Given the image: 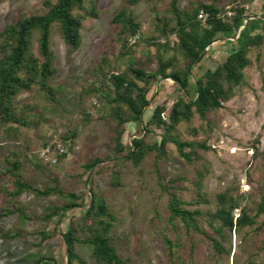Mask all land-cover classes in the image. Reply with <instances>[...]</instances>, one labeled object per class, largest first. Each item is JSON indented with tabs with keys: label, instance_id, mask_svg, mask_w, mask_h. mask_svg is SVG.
<instances>
[{
	"label": "rangeland",
	"instance_id": "1",
	"mask_svg": "<svg viewBox=\"0 0 264 264\" xmlns=\"http://www.w3.org/2000/svg\"><path fill=\"white\" fill-rule=\"evenodd\" d=\"M43 1L0 0V29L14 21L20 13L43 11ZM150 1L139 0L132 8L140 29L129 39L127 48L120 46L117 27L110 22L122 5L120 0L98 1V15L82 21L81 42L76 48L67 46L56 25H52L50 48L58 69L53 83L61 85L63 93L56 104L48 106L45 123L37 128H21L20 137L16 140L7 141L0 136V171L5 167L4 156L22 147L20 171L25 181L41 188L51 184V177H56L62 189L81 196V205L45 222L34 216L43 214L48 206L59 204L60 199L56 195L35 196L23 192L16 198V204L32 217L18 223L16 213L1 214L0 199V264H33L38 258H42L39 264L49 261L51 264H65L62 233L71 220L76 221L75 217L88 203L89 187L105 198L109 210L115 215L110 234L118 254L123 258L128 257L129 264H169L161 233L180 240L185 248L186 264L212 262L208 243L201 235L192 233L195 246L193 257L189 258V237L181 224L176 222L171 225L168 222L167 196L161 192L155 173V152H148L137 165L124 159L126 149L122 154H116L110 133L113 122L106 116L105 101L98 97L97 92L89 90L102 80L98 67L103 64V58L110 62L109 66L102 65L103 70L113 72L123 71L129 62L154 60V48L149 41L157 36V32ZM190 1L178 0V5L187 8ZM197 1L209 3L212 0ZM216 3L224 13L236 6L244 9L246 16H264V0L248 3L218 0ZM163 9L160 6L156 15L161 16ZM262 34L264 37V32ZM235 39L219 34L192 68L190 82L206 69H213L223 62L227 52L235 47ZM168 40L172 45L176 41L175 35H169ZM158 41L165 40L160 38ZM171 53H164V56ZM247 57L249 64L243 69V83L233 87V94L228 101L209 112L205 120L193 114L189 121L181 122L172 131V135L180 141L205 143L209 148L199 151L201 159L186 163L178 155L174 144L168 143L165 147L166 156L158 161L159 174L163 180L179 175L192 179L194 172L203 163L206 164L208 173L203 185L209 203L200 208L212 210L215 195L229 188L233 194L243 195L240 207H246L248 214L255 216L252 227L244 225L227 231L225 247L229 248V253L214 260L215 264L263 263L264 249L261 246L264 227L259 230L254 227L264 221V213L256 216V204L264 192V96L261 83V77L264 76V38L259 45L249 49ZM177 58L180 64L179 55ZM155 68V62L145 66L149 72ZM141 85L148 89L149 99V105L142 115L143 124L150 119L155 106L164 104L169 108L181 94L169 78H159L151 80L148 85ZM105 93H110V89L106 88ZM29 99L28 93H21L15 102L20 104ZM162 117L165 119V114ZM149 129L151 132L146 135L145 141H159L163 133L162 126L151 124ZM137 131L136 123H126L122 144L128 146ZM71 133H74L71 139H63ZM253 153L256 155L253 156ZM96 157L102 161L87 169L85 165ZM113 163H116L115 169L119 171L118 186L110 183ZM0 188H10L8 175L0 174ZM182 195L190 200L188 193L183 192ZM238 213L239 209L233 210L234 217ZM203 228L208 229L204 224ZM40 231L49 237L41 241ZM75 250L85 264L94 263L91 246L76 243Z\"/></svg>",
	"mask_w": 264,
	"mask_h": 264
},
{
	"label": "trees",
	"instance_id": "2",
	"mask_svg": "<svg viewBox=\"0 0 264 264\" xmlns=\"http://www.w3.org/2000/svg\"><path fill=\"white\" fill-rule=\"evenodd\" d=\"M99 0H44L43 11L33 14L20 13L14 21L0 29V136L4 140H16L20 137L21 128H37L46 121L48 106L56 104L63 93V87L53 83L58 74L54 54L50 48V34L53 24L56 25L63 42L76 48L81 42L80 29L82 21L98 15ZM122 5L112 16L110 22L117 27V40L122 48L128 47V41L140 29V24L134 19L133 6L139 0H120ZM218 0L201 3L191 0L187 8H180L178 0H151L150 5L155 13V30L157 36L150 39L149 44L154 48V60L129 62L120 72L104 71L102 65L109 66L110 62L102 59L99 67L102 80L97 86L90 88L97 92L98 97L105 101L107 118L113 122L110 128L111 141L116 154H122L124 159L137 165L148 152H155V173L162 193L167 196V220L171 225L181 224L189 237V258L193 257L195 243L192 233L198 234L208 243L212 262L229 253L225 247L228 239L227 231L241 228L244 225L252 227L255 216H250L246 207H240L243 195L233 194L231 189H225L215 195V205L211 209H201L200 206L209 203L204 191L203 182L208 173L206 164L194 172L192 179L183 175L163 180L159 174L158 161L166 156L165 147L174 144L178 155L186 163L201 159L200 150L209 147L198 141H180L172 131L183 121H189L193 114L205 120L207 114L221 107L222 102L228 101L233 94V87L243 83V69L249 64L247 53L253 46L263 40L264 16L248 19L243 23L244 9L233 7L231 14L222 12L217 6ZM254 0H241L242 3ZM162 6L164 13L157 16L158 8ZM200 11L206 13L202 22L197 18ZM242 28L238 31V28ZM259 30V33H255ZM174 34L176 41L171 45L168 37ZM221 34L226 38L235 39V47L230 49L223 62L213 69H206L190 82L192 68L199 62L208 47ZM165 41L159 42L158 39ZM172 51L169 56L164 53ZM179 55L181 63L177 58ZM155 62L154 71H146L145 66ZM171 79L177 85L181 94L171 103L154 107L150 119L143 124L142 115L149 105L148 85L151 80ZM264 96V76L261 77ZM110 93H105V89ZM21 93H28L29 101L15 102ZM42 102V104L39 103ZM165 114V119L162 115ZM128 122L138 125L137 134L130 144L124 145L121 137L124 125ZM162 126L163 133L159 141L147 143L145 137L150 133L149 126ZM264 124V122H263ZM142 134V135H141ZM74 133L63 137L71 139ZM185 149H188L187 151ZM23 148L17 147L3 158L5 167L0 174L10 177V188H0L2 199L1 214H17L18 223H23L32 216L26 214L17 204L16 198L23 192L35 196L56 195L60 203L48 206L43 214L34 217L41 221H49L59 217L67 210L81 205V196L67 191L59 186L56 177H51L50 185L36 187L25 181L21 175ZM256 154L253 153V156ZM116 157V156H115ZM102 160L93 158L85 165L92 168ZM110 183L118 186L119 171L112 164ZM89 201L81 209L76 221L71 220L67 229L62 233L65 245V264H85L76 253L75 244L83 243L91 246L93 264H129L128 257H121L111 236L115 223V215L109 210L105 198L96 194L91 187ZM188 193L190 200L182 195ZM239 209L234 217L233 210ZM264 213V192L256 204V216ZM203 224L208 229L203 228ZM264 227V221L254 227L259 230ZM41 241L49 237L44 232H38ZM79 234V235H78ZM161 241L169 258V264H186L185 248L177 237L170 238L161 233ZM262 250L264 241H262ZM42 258L33 261L39 264ZM50 262V261H49ZM47 264H51V262ZM191 264V263H189ZM264 264V253L263 263Z\"/></svg>",
	"mask_w": 264,
	"mask_h": 264
},
{
	"label": "built area",
	"instance_id": "3",
	"mask_svg": "<svg viewBox=\"0 0 264 264\" xmlns=\"http://www.w3.org/2000/svg\"><path fill=\"white\" fill-rule=\"evenodd\" d=\"M246 8H247V7H246ZM226 12H227V14L231 13V9H227ZM197 18L200 19L202 22H204L205 19H206V13H204L203 11H200V12L198 13V15H197ZM249 18H250L249 16H245L244 19H243V23H245ZM241 28H242V26H240V27L238 28V31H239ZM59 150L62 151V149H59Z\"/></svg>",
	"mask_w": 264,
	"mask_h": 264
},
{
	"label": "crops",
	"instance_id": "4",
	"mask_svg": "<svg viewBox=\"0 0 264 264\" xmlns=\"http://www.w3.org/2000/svg\"><path fill=\"white\" fill-rule=\"evenodd\" d=\"M254 17H258V16H254ZM253 16H251V18H254Z\"/></svg>",
	"mask_w": 264,
	"mask_h": 264
},
{
	"label": "clouds",
	"instance_id": "5",
	"mask_svg": "<svg viewBox=\"0 0 264 264\" xmlns=\"http://www.w3.org/2000/svg\"><path fill=\"white\" fill-rule=\"evenodd\" d=\"M250 18L249 19H251V16H249Z\"/></svg>",
	"mask_w": 264,
	"mask_h": 264
},
{
	"label": "water",
	"instance_id": "6",
	"mask_svg": "<svg viewBox=\"0 0 264 264\" xmlns=\"http://www.w3.org/2000/svg\"><path fill=\"white\" fill-rule=\"evenodd\" d=\"M207 48V47H206ZM206 50V49H205Z\"/></svg>",
	"mask_w": 264,
	"mask_h": 264
}]
</instances>
